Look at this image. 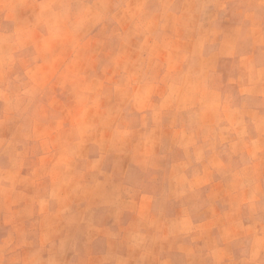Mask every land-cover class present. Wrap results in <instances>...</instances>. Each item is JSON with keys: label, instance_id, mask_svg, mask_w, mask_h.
Returning a JSON list of instances; mask_svg holds the SVG:
<instances>
[{"label": "rangeland", "instance_id": "obj_1", "mask_svg": "<svg viewBox=\"0 0 264 264\" xmlns=\"http://www.w3.org/2000/svg\"><path fill=\"white\" fill-rule=\"evenodd\" d=\"M211 4L212 0H0V248L7 244L3 243L7 229L2 221L5 217L8 219L18 204L30 208L37 200L41 204L48 202L47 197L41 199L33 190L50 196L51 187H55L59 196L53 194L54 202L64 204L58 199L61 190L74 194L73 197L78 198L76 202L86 198L88 192L97 193L105 188L101 183L103 165L99 162L84 164L87 169L96 170L90 171L91 174L75 171L67 181L63 174L67 159H82L90 153L102 157L109 153L107 166L119 177V187L127 196L122 200L125 204L136 187L138 191L147 185L164 192L165 200L173 197L171 192L175 194L178 186L185 188L184 194L191 195L196 185L187 180L184 171L194 173L201 169L202 163H207L209 150L200 147L194 154L193 147L204 138L218 135L225 142L236 137L241 139V135L246 139L255 138L261 145L248 148L250 155L255 161L258 155L264 157V122L258 118L251 117L245 126L227 128L220 126L224 119L216 116V129L211 130L209 124L203 125L199 108L189 109L184 114V124L175 111H165L178 106V102L176 97L162 99V96L175 95L179 89L187 94L199 89L203 76L197 74L192 65L187 68L183 84H178V76L164 78L174 83L144 84L147 61L189 59L197 56V46L201 50V46L206 45L210 51L225 39L237 36L233 24L242 20L240 14L244 5L239 3L233 12L222 13L217 18L207 10ZM179 11L189 15L206 14V17L179 18L175 15ZM165 14L169 16L165 18ZM181 44L185 47L179 49ZM258 55L262 58V50ZM114 64L119 66L115 68ZM251 67L240 70L238 61L222 62L221 74L213 78V82L207 81L206 88L210 90L215 84L235 96L241 87L249 88L248 77L257 74ZM131 70L136 76L132 81L128 77L123 78L125 81H106L119 71L126 75ZM157 75L155 71L154 78ZM133 94L144 97L134 98ZM181 101L185 102L183 106L199 105L195 98ZM214 106L221 105L216 102ZM79 137H84L83 145L78 143ZM89 144L93 146L86 147ZM215 149L219 153L213 163L220 167V179L214 195L205 194L199 208L192 211L197 221L213 214L203 210L210 199L223 206L231 202L237 206L240 201L241 192L232 193L241 186L239 181L237 183L241 163L236 154L243 148ZM221 155L230 158V162L223 163ZM50 162L58 166L53 180ZM168 163L174 165V171L168 170ZM129 164L132 168L127 177ZM257 166L249 165L245 170L254 183H259L257 174H264V158ZM26 169L33 172V178L18 175ZM105 177L113 180L107 173ZM39 182L41 186L37 188ZM262 190L261 204L264 203V185ZM5 191L11 193L5 194ZM254 198L252 195L251 199ZM22 213L25 217V212ZM235 213L230 215L233 217ZM29 214L27 212V216ZM214 215L218 230L223 232L226 212L218 210ZM253 215L251 235L264 237V208L255 210ZM207 233L209 230L197 241L200 247L212 246L214 241L205 239ZM249 239L237 243L242 246V253L248 250ZM7 245L10 250L16 248L12 242ZM47 247L48 243H26V264H49L48 259L43 258ZM2 261L0 255V264ZM141 261L147 263L139 259L134 264ZM152 262L157 264V260ZM235 264L248 263L235 260Z\"/></svg>", "mask_w": 264, "mask_h": 264}, {"label": "crops", "instance_id": "obj_2", "mask_svg": "<svg viewBox=\"0 0 264 264\" xmlns=\"http://www.w3.org/2000/svg\"><path fill=\"white\" fill-rule=\"evenodd\" d=\"M239 3L244 5L245 9L241 10L243 14L237 11L242 20L233 24L237 28V36L234 38L225 39L222 44L212 47L210 51L206 45L201 46V50L200 46H197L199 48L197 56H191L189 59L179 57L176 62L149 60L150 62L147 61L145 64L144 84L174 83L171 80H164V78L173 76H178V84H183L189 70L187 68L191 65L197 74L203 76V79L199 80L201 83L199 89L194 93L187 94L183 89H179L175 95L167 93L162 96V99L177 98L178 106L173 105L169 111H167L168 109L165 111L167 113L175 111L181 124H184V114L193 108H199L203 115V125L209 124L211 130L212 128L216 129V116L224 119L225 122L220 126L227 128H235L236 125L245 126L251 117L264 122V55L263 59L258 55L259 50L264 53V40L262 41V38L264 39V0H212V4L207 10L218 18L222 13L233 12ZM185 13L179 11L175 15L179 18L201 19L206 17V14L189 15ZM164 16L167 18L169 14ZM181 47H185V44H181L179 49ZM225 61H238L240 70L252 69L251 66H253L257 74L250 75L251 78L248 77L246 83L248 84L250 81L252 87L250 85L249 88L241 87L242 89H239L235 96L229 91L219 89L215 84L210 87V90L207 89V81L212 80L213 82V78L221 74V64ZM128 65H131L130 62ZM118 66V64H114L115 68ZM161 67L163 70L158 69ZM155 71L158 72L156 78H154ZM162 74L163 76L160 78ZM205 76L210 78L206 79ZM127 77L131 81L136 79L134 71L131 70L126 75H122V72L119 71L114 78H107L106 81H125L123 78ZM150 77L152 78L150 79ZM134 91H136V87H134ZM154 96L155 94L150 97ZM133 97L144 96L133 94ZM187 98L199 100V105L183 106L185 102L181 100ZM216 102H219L221 106L215 107ZM200 104H204L206 107H202ZM238 119L241 120L239 124ZM184 127L186 126L182 125V128ZM233 136L235 137V135ZM78 139V143H80L84 137ZM253 140L255 138L246 139L244 135H241V139L236 137L227 140L230 142H225L217 135L197 141L193 144L194 154L200 147H204V151L209 150L207 163H202L201 169L194 173L188 170L184 171L187 180L195 182L196 187L189 195L190 193L184 194V187L178 186L175 194L171 192L173 197L168 200H165L164 192L147 185V187L139 188L138 191L136 187L137 192L133 191V195L129 196V202L124 204L122 200L127 197L125 190L123 192V188L119 187L120 182H117L119 177L111 166H107L109 153L102 157L90 153L82 159H67L63 169L67 181L74 176L75 171L91 174L90 171L96 170H89L84 164L99 162L103 165L104 176L101 183L105 185V188L99 189L97 193L95 191L88 192L86 198L76 202L75 200L78 198L75 199L74 194H70L68 190H61L58 199L64 204L54 202L53 194L59 196V193L54 191L55 187H51L50 196H46L41 190H33L32 193L41 199L47 197L48 202L41 204L37 200L30 208H27L25 204H18L17 208L13 209V213H9L8 219L6 220V217L3 219L2 226L7 229V237L3 239V243L12 242L16 244V248L10 250V246L7 244L0 248L2 264H26L27 258L24 253L25 245L28 242L48 243L43 258L48 259L49 264H134L135 260L139 262V259L146 260V264H154L152 260H157V264H235V260L238 263L245 260L248 264H264V237L251 235L254 225L253 212L260 208L263 211L264 208L260 196L263 191L264 174L258 175L255 172L259 183H254L245 171L249 165L258 167L257 165L264 158L258 155V159L255 161V158L250 155L248 148L254 144L261 145L260 140H255V142ZM109 145L114 146V143ZM91 146L93 145L89 144L86 147ZM224 146L231 148L241 146L243 148L236 154L241 163L239 165L240 178L237 180L241 186L239 190L234 188L232 193L241 192L239 204L236 206L231 202L228 206H223V204L210 199L209 204L203 210L213 212V214L202 221H197L192 211L199 208V202L205 198V194L211 197L214 195L217 180L220 179L218 172L220 167L213 163L219 153L215 147ZM221 157L224 159L223 163H229L231 160L223 155ZM168 164V170L174 171V165ZM49 165L52 171L51 180H53L56 177L55 171L58 166L53 162H50ZM131 168L132 166L129 164L126 169L127 177L131 174ZM162 171L165 169L162 168ZM105 173L113 177V180L105 177ZM4 175H8V173H4ZM18 175L21 178H33V172L28 169L19 171ZM40 186L41 183H37L36 187ZM4 193L10 194L11 192L5 191ZM18 193L20 194V192ZM252 195L255 196L253 200L251 199ZM218 210L226 212L223 232L218 230L219 224L216 215H214ZM23 211L25 217H23ZM27 212L30 213L28 216ZM231 212L237 213L232 217ZM208 230L209 234L205 235V239L211 238V241L214 242L212 246L200 247L197 241L203 236L202 233ZM258 234H261L259 227ZM244 239H249V245L248 250L242 253V246L237 243ZM140 264H144V261H141Z\"/></svg>", "mask_w": 264, "mask_h": 264}]
</instances>
